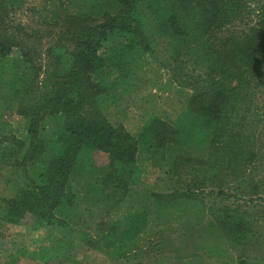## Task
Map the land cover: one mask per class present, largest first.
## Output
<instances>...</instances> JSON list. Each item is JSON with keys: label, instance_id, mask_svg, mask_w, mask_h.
Masks as SVG:
<instances>
[{"label": "trees", "instance_id": "obj_1", "mask_svg": "<svg viewBox=\"0 0 264 264\" xmlns=\"http://www.w3.org/2000/svg\"><path fill=\"white\" fill-rule=\"evenodd\" d=\"M43 1L32 13L46 46L38 29L5 27L26 0H0V179L14 192L0 196V231L28 219L49 229L18 258L48 264L80 245L151 264L149 245L155 264H227L229 251L258 241L230 202L264 149V0ZM147 64L187 101L172 124L154 113L133 134L109 110L140 91ZM159 171L163 193L150 182ZM177 224L188 245L167 258L163 237L176 242Z\"/></svg>", "mask_w": 264, "mask_h": 264}, {"label": "rangeland", "instance_id": "obj_2", "mask_svg": "<svg viewBox=\"0 0 264 264\" xmlns=\"http://www.w3.org/2000/svg\"><path fill=\"white\" fill-rule=\"evenodd\" d=\"M44 5L43 0H26L25 5L22 9L12 11L9 20L6 22V28L8 33L17 31V27L20 26L25 32H31L30 29H38L43 35V44L46 46L51 42V38L47 35V29L42 26L41 20L38 16L32 13L33 8L41 10ZM31 9V10H30ZM40 16V14H39ZM43 48L40 51L42 54L39 57L41 65L46 66V58L44 56ZM140 69V68H139ZM141 71L138 73V84L139 92L126 99L123 105L118 109H110L109 115L112 116L115 121H122L124 127L131 133L136 134L145 124L147 118L156 113L166 123H173L183 111L187 97L183 96V93L178 91L175 87L170 85V73L167 70H161L155 65H144ZM142 72V73H141ZM14 126H23L20 124L19 118L14 117L10 119ZM171 123V124H172ZM21 125V126H20ZM264 140V138L262 139ZM257 152L261 153L256 164L254 163L251 167H248V171L244 179L239 180V183H235L243 188V197L234 196L231 198V204L233 206H242V211L246 212V220L249 224V231L251 234H256V239L246 240L243 245L237 246V250L229 251V257H227V264H252V262H261L264 264V149H259ZM149 170H151L149 168ZM248 174H250L248 176ZM167 176L164 171H159L158 174L151 177L150 182L152 183L153 189L156 192L163 193L168 189L170 183L166 181ZM183 181L188 180V177L183 176ZM243 180H245L243 182ZM234 184L235 181H232ZM184 183H181L182 188ZM14 195L13 190L1 182L0 179V196L12 198ZM245 204L246 206H244ZM84 208V206H83ZM161 228V227H160ZM163 228V227H162ZM184 226L182 224L172 225L169 227V234L177 238L176 242H173L169 237H163V240H168L169 244L163 245V249L166 250V256L169 257V250H173L174 246L181 245L185 241L184 237ZM174 230V231H173ZM173 231V232H172ZM49 229L40 228L34 230L32 228V220L28 219L16 226H5L0 231V264H45L43 262H36L30 259L28 256L19 257L18 252L20 250H27L30 254L36 253L39 247L45 243L48 236ZM55 234V232H53ZM177 233V234H176ZM149 243L150 247H154L160 242L161 237L157 228L151 230ZM169 238V239H167ZM185 244V245H184ZM182 246H187L184 243ZM215 244V241H214ZM217 244V243H216ZM147 250L148 261L151 264H155L153 251L149 254V245ZM192 250V245L190 246ZM217 250V249H216ZM16 257L18 260H16ZM170 257L173 260L174 254L170 253ZM133 257L131 260H133ZM139 259V258H137ZM262 260V261H261ZM135 262V261H134ZM133 261L130 264L134 263ZM48 264H129L126 261H114L109 259L103 254L97 253L92 250H88L85 246L75 245L71 246L70 251L64 254L58 261H53ZM174 264V262H173ZM199 264H224L217 255L213 257H204L203 261Z\"/></svg>", "mask_w": 264, "mask_h": 264}]
</instances>
